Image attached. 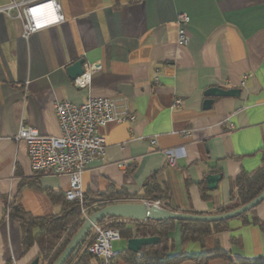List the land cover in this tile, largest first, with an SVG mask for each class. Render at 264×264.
I'll return each instance as SVG.
<instances>
[{
  "label": "crops",
  "instance_id": "obj_1",
  "mask_svg": "<svg viewBox=\"0 0 264 264\" xmlns=\"http://www.w3.org/2000/svg\"><path fill=\"white\" fill-rule=\"evenodd\" d=\"M11 1L0 0V8ZM58 1L65 20L28 38L20 20L0 11V264L40 258L37 242L24 250L11 203L18 200L34 217L62 211L63 201L50 193L64 194L69 176L35 172L14 138L21 124L59 135L58 99L123 97L134 116L101 128L105 153L83 175L92 198L111 186L142 194L153 176L167 183L173 208L213 214L230 203L233 179L264 163V0ZM180 12L191 17L186 44L179 42ZM79 59L99 65L86 87L74 85L68 71ZM212 86L240 88L241 94L213 97L206 109L204 92ZM169 149L177 151L175 165L168 162ZM211 173L222 174L212 189ZM254 216L264 224V202L248 223L234 218L203 241L183 242L176 222L167 256H201L206 264L264 260V229L252 223ZM122 243L113 246L118 253L127 250ZM218 249L225 255L205 259ZM177 263L198 264L191 258ZM114 264L130 263L117 255Z\"/></svg>",
  "mask_w": 264,
  "mask_h": 264
},
{
  "label": "built area",
  "instance_id": "obj_2",
  "mask_svg": "<svg viewBox=\"0 0 264 264\" xmlns=\"http://www.w3.org/2000/svg\"><path fill=\"white\" fill-rule=\"evenodd\" d=\"M15 9L16 13L11 14ZM23 24V36L28 38L33 33L52 24L65 20L58 0H12L8 6L0 8ZM191 17L186 12L177 16L179 42L189 41L187 25ZM85 72L74 80V85L86 87L91 83L92 74L99 69L97 64H85ZM182 100L176 99L175 105ZM55 111L60 125L59 135L43 134L38 128L21 124L14 137L24 144L32 169L35 172H49L56 175H68L69 187L64 195L67 200H76L82 206L85 218L89 214L84 208L86 191L83 184L84 172L90 164L102 158L106 148V137L101 128L112 121L133 119L126 98L115 96H91L82 103L68 99H58ZM230 127H234L232 124ZM154 142V140H153ZM168 162L176 164V149L166 150ZM120 166H124L120 163ZM148 206H162L161 200H141ZM92 241L85 246L86 251L94 258L92 264H114L118 252L113 242L121 238L118 228L108 223H96L92 227ZM140 254V253H139ZM228 264H239L230 262Z\"/></svg>",
  "mask_w": 264,
  "mask_h": 264
},
{
  "label": "trees",
  "instance_id": "obj_3",
  "mask_svg": "<svg viewBox=\"0 0 264 264\" xmlns=\"http://www.w3.org/2000/svg\"><path fill=\"white\" fill-rule=\"evenodd\" d=\"M233 186L230 203L221 206L216 213L236 209L251 201L263 191L264 163L252 174L242 173L235 177L233 179ZM168 193L169 188L167 183H159L152 176L144 185L142 194H129L123 190L118 191L114 186H111L106 192L100 194V198H92L86 193L83 205L88 214H91L105 205L125 200L141 201L145 199H159L162 201V207L174 211H180L172 207L168 198ZM50 195L55 200L59 199L63 201L62 211L58 214L34 217L24 210L18 200H15L9 206L10 216L16 219L22 227V242L24 250L27 251L35 242H37L40 246L41 264H53L69 244L73 236L81 228L86 219L82 211V206L78 201L67 200L64 194L58 192H51ZM263 202L264 201L261 203ZM259 205L234 218H243L244 221L248 223V214L255 213V209ZM190 213L203 214L201 212ZM234 218L208 222L174 219L151 221L109 216L99 222L104 223L109 221L108 226L118 228L121 237L124 238L151 235H158L160 237L158 244L143 246L139 252L140 254L134 253L128 249L124 250L122 253L119 252L118 255L123 256L130 264H178V261L185 258L194 259L198 264H206V262L201 263V256L184 255L180 257H168V251L173 247L169 236L170 231L174 228L175 223L179 222L181 226V239L183 242L197 240L203 241L205 236L226 229L229 221ZM252 223L257 224L264 229L263 222L257 216L253 217ZM92 239L91 230L88 233L80 252L76 256L72 255L65 264H92L94 258L85 249V246L90 243ZM215 255L224 256L225 253L218 249L216 254L205 255V259L208 260L209 257ZM249 264H264V260H254Z\"/></svg>",
  "mask_w": 264,
  "mask_h": 264
},
{
  "label": "water",
  "instance_id": "obj_4",
  "mask_svg": "<svg viewBox=\"0 0 264 264\" xmlns=\"http://www.w3.org/2000/svg\"><path fill=\"white\" fill-rule=\"evenodd\" d=\"M85 60L79 59L75 61L69 68L68 71L72 79H76L85 72ZM205 96L207 97L204 101V108L208 109L212 106L214 98L217 96H239L241 94L240 88H229L225 89L219 86H212L205 90ZM222 178V174L211 173L207 175L208 187L210 189L216 188L219 180ZM262 201H264V189L263 191L253 198L246 204L222 213H190L185 211H174L162 206L154 204L147 205L144 202H116L105 205L100 209L89 214L88 218L73 236L69 244L57 258L53 264H65L68 259L73 255L76 256L81 248L83 247L88 233L91 231L94 224L100 220L105 219L109 216H116L120 218L136 219V220H151V221H162L167 219L174 220H192V221H208L215 222L220 220H228L237 217L244 212L256 207ZM160 241L158 235L151 236H132L127 238V249L139 253L143 246L155 245ZM40 258L36 257L30 264H39Z\"/></svg>",
  "mask_w": 264,
  "mask_h": 264
},
{
  "label": "rangeland",
  "instance_id": "obj_5",
  "mask_svg": "<svg viewBox=\"0 0 264 264\" xmlns=\"http://www.w3.org/2000/svg\"><path fill=\"white\" fill-rule=\"evenodd\" d=\"M106 222L108 223L109 221H106ZM118 242H123V243H122L123 245H127V244H126V240H125V239H121V240H115V241L113 242V246L115 247L116 244H117Z\"/></svg>",
  "mask_w": 264,
  "mask_h": 264
}]
</instances>
